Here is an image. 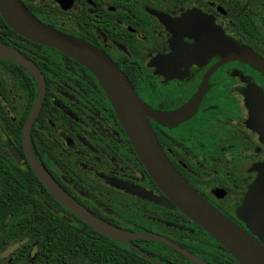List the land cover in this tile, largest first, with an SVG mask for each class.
Listing matches in <instances>:
<instances>
[{"label": "flooded vegetation", "instance_id": "af4514ba", "mask_svg": "<svg viewBox=\"0 0 264 264\" xmlns=\"http://www.w3.org/2000/svg\"><path fill=\"white\" fill-rule=\"evenodd\" d=\"M20 2L44 25L101 51L148 108L153 138L176 173L259 240L240 211L264 163L253 115L257 102L264 109V0ZM0 44L22 59L0 57V264H195L139 235L207 264H239L154 182L87 66L16 32L1 14ZM33 165L128 242L64 207ZM47 231L84 241L47 244Z\"/></svg>", "mask_w": 264, "mask_h": 264}, {"label": "water", "instance_id": "95a60500", "mask_svg": "<svg viewBox=\"0 0 264 264\" xmlns=\"http://www.w3.org/2000/svg\"><path fill=\"white\" fill-rule=\"evenodd\" d=\"M0 14L10 27L21 35L55 47L87 66L98 77L108 93L148 174L172 203L223 246L239 264H264V163L258 166L257 179L250 187L240 211L242 217L259 237L258 240L204 199L171 167L155 142L151 127L145 118V115L149 113L148 108L135 94L123 73L101 51L88 43L44 25L26 9L20 0H0ZM0 57L17 61L21 59L16 51L1 44ZM253 107V115L257 119L255 129L264 142V109L259 102ZM33 167L46 184L48 191L64 207L92 229L114 240L128 242L130 237L128 234L95 217L71 199L46 171L34 165ZM136 237L160 240L195 264H207L193 253L159 236ZM139 252L145 259L158 263L143 252Z\"/></svg>", "mask_w": 264, "mask_h": 264}, {"label": "trees", "instance_id": "16d2710c", "mask_svg": "<svg viewBox=\"0 0 264 264\" xmlns=\"http://www.w3.org/2000/svg\"><path fill=\"white\" fill-rule=\"evenodd\" d=\"M48 221H49V218H48ZM94 232V231H93ZM95 235H99L97 232H94ZM47 244H56L58 242H62V243H65V242H75V243H82L81 241H84L81 238V235L79 234H73V233H62L61 234V239H56V234L55 233H52L50 231H47ZM210 237V236H209ZM106 239H108L107 237H104ZM211 238V237H210ZM212 240H214L213 238H211ZM110 242H113L111 239H108ZM96 243L97 242H100L99 240H96L95 241ZM142 261L144 262V264H150V263H146L145 260L142 259Z\"/></svg>", "mask_w": 264, "mask_h": 264}]
</instances>
